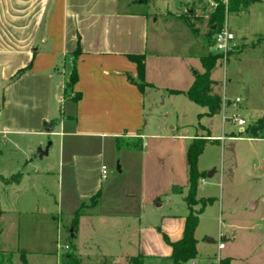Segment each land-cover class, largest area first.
<instances>
[{
  "label": "crops",
  "instance_id": "1",
  "mask_svg": "<svg viewBox=\"0 0 264 264\" xmlns=\"http://www.w3.org/2000/svg\"><path fill=\"white\" fill-rule=\"evenodd\" d=\"M149 3L150 0H0V77L5 85L0 104V135L35 136L39 138L41 147L44 143L43 137L59 138L58 177L62 185L65 177L71 182V201L74 204L70 213L73 216L83 204H87V209L79 221L81 227L87 218V244H93V238L101 234L98 246L107 258L120 256L128 259L132 256H125V253L133 250L136 256L145 257V264L148 258L158 260L162 264H172L173 250L165 243L162 234L167 235L171 242H178L183 238L186 218L191 212L186 198L172 201L168 204L169 212L158 216L164 217L160 226L162 234L157 232L156 224L134 227L133 223L126 226L128 231L119 233L117 227L122 223L119 218L140 216L138 211L132 208L133 201L122 198L115 199L114 208L109 210L112 200H109L108 196L113 187L111 185L104 188V182L108 179L104 178L102 173L103 167L108 171L105 149L112 147L117 138H139L142 142L139 154L144 172L147 169L150 173L149 191L152 197L150 200L146 198V201L145 197L141 198L142 206H155L160 198L158 208H163L166 205L163 198H172L171 187L175 193L179 192V179L187 175V149L195 134H191L184 126L182 128H186L185 132L174 135L146 131V99H150L151 103L155 101L156 95L153 92L158 86L153 77L154 70L162 69L164 63L170 59L167 56L169 53L150 50V25L159 21L154 20V17L163 19V16L157 11L149 14V11L145 10ZM194 13L190 8L185 13L190 15L192 24H195L194 19L197 18ZM164 18L167 29L179 38L177 43H182L185 59L191 64V70L186 72L189 77L185 88H188L170 89L169 92L185 93L193 85L199 67L202 68V73L204 72L201 58L206 56L204 47L210 44L206 37L190 33L184 22L173 20L167 15H164ZM153 44L156 45L155 42ZM78 47L81 54L75 57ZM130 55L145 57V81L148 87L143 90L136 85L137 65L128 59ZM74 66L78 81L70 94L66 91ZM22 70L26 71L18 77L19 71ZM214 71L215 69L211 78L218 85L219 81L213 76ZM75 94L80 95L77 101L73 98ZM223 101L224 106L217 115L232 106V102L225 97ZM204 114L200 115L204 117ZM238 119H233L232 123L236 124L235 120ZM156 122L153 121L154 124ZM51 123L54 124V130L50 133L47 129ZM166 124L167 122L162 121L163 126ZM157 126H160V121ZM209 133L211 143H208L205 149L209 146L220 149L223 164L227 152L225 149H228L229 187L235 178L234 169L239 168L242 158H247L246 153L237 150L238 146L248 144L250 148L259 149L253 150L248 157L258 158V165L253 169L256 170L255 174H259V185L264 190V134L244 137L241 135L243 129L239 136H230L224 131L221 135L212 134L210 130ZM155 140L167 141L168 147L173 144L179 151H172L161 142L150 151L153 143L149 141L156 142ZM52 144L48 156L56 147V142ZM163 146L166 147L165 150L162 149ZM146 148H149L148 152ZM176 153L179 155V169L182 174L178 176L172 172L168 177H163V180H156L154 175L157 172L164 170L166 165L172 167ZM32 160L27 158L25 163H31ZM199 172L202 174L200 169ZM224 172L222 166L220 181L215 183L216 187L221 188L218 196L221 199L214 198L216 194L210 191L201 190L202 186H206L204 180H201V186L198 185L199 199L213 198L214 204L223 207ZM51 173L50 169L42 172L45 175ZM215 175L216 171L210 173L208 178L213 179ZM246 176L248 175L245 174L244 178ZM143 178L141 175V180ZM23 181L24 177L21 183ZM21 183L12 186L16 187ZM98 194L100 199L97 206L89 207L91 199ZM58 205L62 207L63 201ZM260 207L261 220L264 222V199L250 202L251 211L257 212ZM59 210L63 214L62 209ZM46 211L48 213V210ZM3 218L2 216L0 222ZM151 239L155 240L154 244ZM219 239L222 242L228 238L220 233ZM88 240L91 243H88ZM225 249L226 246L222 251ZM217 251L222 258V251L219 252L218 248ZM78 253L80 255L79 250ZM226 258L232 261V257ZM196 263L215 264L207 258L191 262Z\"/></svg>",
  "mask_w": 264,
  "mask_h": 264
},
{
  "label": "rangeland",
  "instance_id": "2",
  "mask_svg": "<svg viewBox=\"0 0 264 264\" xmlns=\"http://www.w3.org/2000/svg\"><path fill=\"white\" fill-rule=\"evenodd\" d=\"M214 3V0H150L148 7H145L149 14L152 15L157 11L163 16V19L154 17V20L159 21L150 25V50L169 53L167 56L170 58L164 63L162 69L154 70L153 77L158 86L153 92L156 95L155 101L151 103L150 99H146L147 133L180 134L186 131V128H182L184 126L191 134H195L190 144L194 141H202L207 145L211 143L209 130L215 135H221L224 131L227 135L239 136L243 129L241 135L246 137L253 136L246 134L247 129L252 125L262 122L264 127V0H250L247 8L226 15L224 26H228L234 34L235 42L226 60L222 58L218 61L213 76L219 81L214 89L215 92L219 93L222 99L225 97L230 100L232 106L227 107L222 114L215 117L199 118L198 115L205 113L204 109L190 102L184 95L173 96L169 92L170 89L186 90L188 88H185L187 77H189L186 72L191 70V64L185 59L182 43H177L179 38L167 29L164 15L175 20L176 16L186 15L188 8L193 9L197 17L194 19L195 24H192L193 30L196 34L206 37L211 30L210 15L214 10ZM188 30L193 33L189 28ZM204 52L205 55L216 53L209 45L204 47ZM25 71L22 70L19 73L22 74ZM202 71L201 67L197 70L198 74ZM19 73L18 77L21 75ZM4 88L5 85L0 77V104ZM236 99H240L241 102L237 103ZM238 118L245 120L243 128L232 123L233 119ZM155 120L156 124L153 123ZM158 121H160V126H157ZM162 121L167 124L163 126ZM262 134H264V128ZM42 140L43 149L47 147L50 140L56 142V147L50 156L41 160L37 154L41 147L39 138L30 135L21 137L0 135V210L4 213V218L0 222V251H4L10 264H23L22 255H25L27 264H61L65 254L72 252L73 247L78 255L79 250L82 264H100L104 261H107L106 264H125L126 259L123 257L107 258L104 256L98 246L101 234L93 238V244L90 240L88 243L91 244H87V218L83 225L81 227L78 225L74 232L76 238H71V231L74 230L72 226L74 216L70 213L74 204L71 201L73 188L66 177L63 185L60 184L58 177L60 171L59 138L43 137ZM128 142L127 140L123 142L121 148L115 142L112 145L114 150L112 147L105 149L108 167L105 178L108 180L104 182V188L111 185L113 187L108 196V199L112 200L109 210L114 208L115 199L122 198L130 202L132 200V208L138 211L140 217L119 218L122 222L117 227L119 233L125 232L128 229L126 226L131 223L134 227H148L156 224L157 232L160 233L161 221L164 217L158 216L169 212L168 204L172 201L184 200L187 197L188 167L186 177L180 176V183L177 185L181 187V190L175 193L174 188L171 187L172 198H168L169 200L163 198L166 202L163 208H158L160 198L155 206L144 204L142 206L141 198L145 197L144 201L147 200L146 198L149 200L152 198L149 191L151 189L150 173L147 169L145 172L143 170L141 154H139L141 149L127 148L126 143ZM149 142L153 143L150 151L160 142L172 151H179L178 148L173 147V144H169L168 147L167 141ZM166 147L163 146L162 149L165 150ZM255 148H250L248 144L238 146L237 150L246 153L247 160L242 158L239 168L234 169L235 178L230 187L228 186V178H230L228 149H225L227 152L224 164L222 152L215 146L207 147L200 157L198 168L203 177L199 181V186H201V180L206 182V186H202L201 190L210 191L216 194L214 198H220L218 196L221 188L216 187L215 183L220 181L222 166L225 169V189L224 199L222 198L223 207L220 208L219 204L212 202L200 215V224L196 232L198 260L207 258L216 264L217 246L220 242V233H222L228 238L222 241L226 246L221 253L222 258L232 257V264H264L262 207L257 212L250 210L252 200L262 201L264 199V190L259 185L260 176L258 173L255 174L256 170L253 169L258 165V158L248 157L253 150H259ZM148 150L149 148H146V152ZM32 152L35 154L33 155ZM27 158L33 159L32 162L26 164L25 159ZM245 161L246 166H244ZM173 162L171 168L166 165L164 170L154 175L156 180H163V177H168V174L172 172L178 176L182 174L179 169L178 153ZM39 169L40 172H38ZM46 169H50L51 175L42 174ZM215 171V177L209 179V174ZM18 174L21 175V180L24 177V181L22 183L20 181L21 185L14 187L13 184L5 183L6 180ZM245 174L248 176L244 178ZM141 175L144 176L142 180ZM209 199L213 200L209 197L199 199L197 196L195 206L189 208L194 212H199ZM62 201L63 205L60 207L58 203L61 204ZM83 206L82 212H85L87 204ZM59 208L62 209L63 214L60 213ZM151 241L155 243L154 239ZM66 246L70 247L69 251L64 249ZM134 252L133 250L126 252L125 256L135 257ZM146 260H148L147 264H162L155 259Z\"/></svg>",
  "mask_w": 264,
  "mask_h": 264
},
{
  "label": "trees",
  "instance_id": "3",
  "mask_svg": "<svg viewBox=\"0 0 264 264\" xmlns=\"http://www.w3.org/2000/svg\"><path fill=\"white\" fill-rule=\"evenodd\" d=\"M215 8L210 15V23L211 30L209 34L206 36L208 43L211 46L210 40L215 35L216 32L221 30L224 27V23L226 20V15L233 12H239L248 7L250 0H228V3H225L224 0H214ZM177 20H180L186 24V26L193 31L194 35L196 31L193 30V25L190 20V15L186 14L185 16L178 17ZM215 28V30H214ZM81 54V49L78 47L75 52V57H78ZM223 58L222 54H214V55H206L201 58V63L204 69L203 73H199L191 88L185 92L179 91H171L172 95H181L184 94L186 98L194 103L195 105L205 109V116L213 117L221 112L223 106V99L219 93L215 92V87L217 84L212 80L211 74L212 71L216 68L219 60ZM128 59L137 65L138 71V81L136 85L139 89L143 90L148 87V84L145 81V57L144 56H128ZM21 74V72L19 73ZM78 81V74L76 70V66H74L72 73L70 75L69 86L66 92L73 91V87ZM75 101L80 98V95L75 94ZM77 98V99H76ZM203 115H199L201 118ZM263 123L258 122L256 125H252L246 131V134H251L253 136H259L263 132ZM129 141L126 143L127 148L137 147L138 149L142 148L141 139H130V138H117L116 143L119 148L123 147V142ZM136 140V141H135ZM135 142V144H132ZM206 146V142L202 141H194L191 143L187 149V167H188V175H189V188L188 195L186 197V203L189 207H193L196 204L198 185L200 179L203 177V174L199 172L198 163L199 159L204 153ZM21 175L18 174L12 177L10 180H4L6 184H19L21 181ZM100 194L96 195L91 199V203L89 207H95L99 203ZM213 200H207L206 204L202 207L201 211L194 212L191 210L188 217L186 218V225L184 230L183 238L178 242H171L167 235H163V239L167 245H169L172 250V264H191V262L198 259V241L196 238V232L200 224V215L204 211V209L212 204ZM84 205V204H83ZM75 213L72 226L74 228L73 233L76 231L80 218L83 215L84 206ZM3 216V212L0 210V220ZM161 233V230H159ZM75 238V236H74ZM23 264H27V260L25 255H22ZM107 261H104L100 264H106ZM0 264H10L6 258V254L0 251ZM61 264H82V260L80 256L75 252V248H72V252H68L65 254ZM125 264H145V257L142 255H138L135 257H131L126 259ZM220 264H232L231 259H221Z\"/></svg>",
  "mask_w": 264,
  "mask_h": 264
},
{
  "label": "built area",
  "instance_id": "4",
  "mask_svg": "<svg viewBox=\"0 0 264 264\" xmlns=\"http://www.w3.org/2000/svg\"><path fill=\"white\" fill-rule=\"evenodd\" d=\"M225 3H228V0H225ZM215 7L216 6L214 4V8ZM234 42H235V36L229 30L228 26H224L221 30L216 32L215 35L210 40L211 46L216 52L215 54H222L223 58L225 60L227 58L228 53L232 49V46H233ZM236 102L240 103V100L237 99ZM235 121H236V124L239 127H244L245 126L246 122L243 119H238V120H235ZM102 173H103V176L105 178L106 175H107V168L106 167L102 168ZM224 248H225V244L223 242H220L219 245H218L219 252H221ZM64 249L66 251H69L70 247L66 246ZM220 261H221V257H220V255H218V257L216 259V264H220Z\"/></svg>",
  "mask_w": 264,
  "mask_h": 264
},
{
  "label": "water",
  "instance_id": "5",
  "mask_svg": "<svg viewBox=\"0 0 264 264\" xmlns=\"http://www.w3.org/2000/svg\"><path fill=\"white\" fill-rule=\"evenodd\" d=\"M214 30H215V28H214ZM53 130H54V124L51 123V124L49 125L47 131L51 133V132H53ZM52 145H53L52 142H49L46 148L43 149L42 147H40V148L38 149L37 154H38V156H39V158H40L41 160L49 155V151H50ZM210 176H211V175H210ZM74 236H75V235H74L73 231H71V238L74 239Z\"/></svg>",
  "mask_w": 264,
  "mask_h": 264
}]
</instances>
